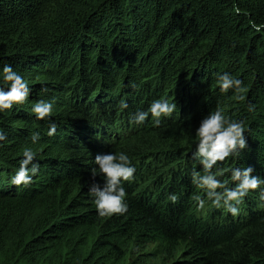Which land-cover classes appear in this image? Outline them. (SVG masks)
Returning a JSON list of instances; mask_svg holds the SVG:
<instances>
[{"label":"trees","instance_id":"trees-1","mask_svg":"<svg viewBox=\"0 0 264 264\" xmlns=\"http://www.w3.org/2000/svg\"><path fill=\"white\" fill-rule=\"evenodd\" d=\"M4 63L31 92L0 113L8 134L0 147V264H152L148 245L169 264H264V189L250 191L236 217L212 206L196 225L202 211L188 210L199 194L191 183L192 170L201 171L191 159L195 130L218 107L247 129L241 157L221 167L264 177V0H0ZM224 72L244 82V101L220 92ZM162 98L176 103L171 117L159 126L151 117L131 122ZM38 100L54 102V136L31 112ZM26 146L37 151L40 171L31 185L13 186ZM110 151L127 154L136 172L123 182L128 211L101 217L88 189L103 187L91 169Z\"/></svg>","mask_w":264,"mask_h":264},{"label":"clouds","instance_id":"clouds-1","mask_svg":"<svg viewBox=\"0 0 264 264\" xmlns=\"http://www.w3.org/2000/svg\"><path fill=\"white\" fill-rule=\"evenodd\" d=\"M235 12L240 13L236 8ZM251 26L257 32L261 31L255 22L250 21ZM0 78L7 87H0V113L12 110L15 105H23L28 101L31 89L28 81L18 71L7 63L0 68ZM216 83L220 92L227 94L229 90L234 92L235 99L244 101L246 88L244 82L228 72L217 73ZM7 89V90H5ZM42 91L47 92V88ZM121 110L127 109L128 104L121 100ZM249 111L253 110L251 104L247 105ZM54 102L38 100L31 112L40 121L48 122V136H54L57 124L51 119L53 116ZM177 111L174 101L167 98L153 100L146 111L136 112L131 122L143 125L151 117L153 125L159 126L163 118H169ZM246 124L243 120L232 119L221 108H216L208 113L195 130V148L191 159L201 168L191 172V183L200 190L192 199L196 203L197 211H203L207 206L223 209L228 214L236 217L240 214V206L250 191L264 189V177L254 176L251 167H221L222 162L229 158L239 159L247 147L245 137ZM41 140L39 132H33L30 136L31 145H37ZM8 142V134L0 128V147ZM37 151L26 146L23 150V159L14 174L10 176V184L13 186H29L40 171L37 162ZM95 167L91 169L92 177L98 174L104 179L103 187L92 184L88 189V195L93 198L97 214L101 217L124 215L128 211L126 201L127 193L123 182H131L134 179L136 168L132 165L130 157L124 152L112 151L97 154L93 160ZM225 173H230L228 179H220ZM169 201L175 203L176 194H170ZM260 200L264 201V190L260 192Z\"/></svg>","mask_w":264,"mask_h":264},{"label":"rangeland","instance_id":"rangeland-1","mask_svg":"<svg viewBox=\"0 0 264 264\" xmlns=\"http://www.w3.org/2000/svg\"><path fill=\"white\" fill-rule=\"evenodd\" d=\"M173 165H170L169 166V169L172 171V170H174V169H176V162H173L172 163ZM172 173V172H171ZM229 178V177H228ZM132 185V184H131ZM148 186V184L147 185H145L144 187H147ZM199 191V193H200V190H198ZM252 193L254 192V191H251ZM251 193V194H252ZM252 196H254L253 194H252ZM192 206H190L189 207V211L190 212H197V209H196V203L195 202H191L190 203ZM182 207L184 208V205H182ZM244 207H246V208H254V206L252 205V203H246V204H244L243 205V208ZM191 209H193V210H191ZM211 212H213V207L212 206H207L206 207V209L205 210H203L202 211V218H200V219H197V220H195V224L196 225H198L197 223H203V221H206L207 220V217H208V215L211 213ZM218 216H220V217H223V214H220L219 213V215ZM261 216H264V212H262L261 214H260V216L259 217H261ZM201 226V225H200ZM199 228H197V230H198ZM143 247V250H146V253L145 254H148L149 255V253L151 254V256L153 257V260H151L150 261V263H152V264H169V262H166V260H160V258L159 259H156L155 260V257L153 256V253L156 251V247H154V245H148V246H142ZM182 250H180L179 252H181ZM150 257V256H149ZM148 257V258H149ZM176 257L178 258V254L176 255ZM176 258V259H177ZM175 259H173L171 262H173Z\"/></svg>","mask_w":264,"mask_h":264}]
</instances>
